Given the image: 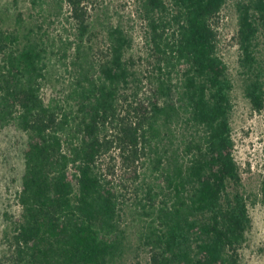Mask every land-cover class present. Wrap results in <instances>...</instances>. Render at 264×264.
Returning a JSON list of instances; mask_svg holds the SVG:
<instances>
[{
	"label": "trees",
	"instance_id": "obj_1",
	"mask_svg": "<svg viewBox=\"0 0 264 264\" xmlns=\"http://www.w3.org/2000/svg\"><path fill=\"white\" fill-rule=\"evenodd\" d=\"M225 2L135 0L145 72L129 55L130 31L84 0H23L12 28L0 15V124L27 134L5 264H126L131 249L148 264H239L251 218L219 53ZM64 8L68 33L54 39L47 25ZM236 10L243 92L259 111L264 0ZM56 42L73 80L62 96L45 89ZM129 208L142 223L135 248Z\"/></svg>",
	"mask_w": 264,
	"mask_h": 264
},
{
	"label": "rangeland",
	"instance_id": "obj_2",
	"mask_svg": "<svg viewBox=\"0 0 264 264\" xmlns=\"http://www.w3.org/2000/svg\"><path fill=\"white\" fill-rule=\"evenodd\" d=\"M88 6L97 8L101 20L113 19L122 23L133 36L129 55L133 57L143 72L149 68L146 58V47L143 36V22L135 14V0H84ZM238 0H226L217 23L219 53L227 64L228 76L233 83L231 98L233 111L231 115L232 137L235 144L234 156L242 178L243 189L248 201L251 227L246 233V241L239 249V264H264V207L260 202V182L264 168V107L254 109L243 92V75L239 65L240 50L237 44ZM19 11L26 12L23 0H0L1 24L3 27L15 26ZM66 8L62 9L58 18L49 23V33L57 39L65 37L71 23L67 18ZM26 16V14H25ZM260 22L258 37V56L264 67V22ZM96 57L103 51L102 37L94 39ZM57 42L50 53L49 75L46 81L48 95L66 93L72 80L68 68L69 59H63L57 52ZM264 79V76H263ZM62 92V93H61ZM27 143V134L14 124H0V264H5L7 253V224L20 213L18 193L24 168L23 153ZM147 173L149 170L145 168ZM131 199V194L127 193ZM131 201V200H129ZM130 208L126 211V219L130 224L129 236L135 248L141 221ZM126 264H148L145 253L131 249Z\"/></svg>",
	"mask_w": 264,
	"mask_h": 264
}]
</instances>
